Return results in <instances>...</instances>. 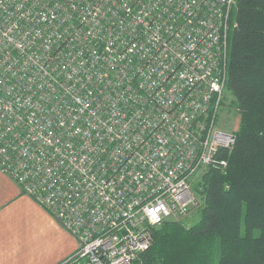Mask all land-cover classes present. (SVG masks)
<instances>
[{
    "label": "built area",
    "instance_id": "obj_1",
    "mask_svg": "<svg viewBox=\"0 0 264 264\" xmlns=\"http://www.w3.org/2000/svg\"><path fill=\"white\" fill-rule=\"evenodd\" d=\"M236 0H0V169L78 241L58 264H138L225 169Z\"/></svg>",
    "mask_w": 264,
    "mask_h": 264
},
{
    "label": "trees",
    "instance_id": "obj_2",
    "mask_svg": "<svg viewBox=\"0 0 264 264\" xmlns=\"http://www.w3.org/2000/svg\"><path fill=\"white\" fill-rule=\"evenodd\" d=\"M234 19L225 92L240 121L228 165L195 182L198 220L165 221L138 264H264V0H237Z\"/></svg>",
    "mask_w": 264,
    "mask_h": 264
},
{
    "label": "crops",
    "instance_id": "obj_3",
    "mask_svg": "<svg viewBox=\"0 0 264 264\" xmlns=\"http://www.w3.org/2000/svg\"><path fill=\"white\" fill-rule=\"evenodd\" d=\"M78 241L0 169V264H58Z\"/></svg>",
    "mask_w": 264,
    "mask_h": 264
},
{
    "label": "rangeland",
    "instance_id": "obj_4",
    "mask_svg": "<svg viewBox=\"0 0 264 264\" xmlns=\"http://www.w3.org/2000/svg\"><path fill=\"white\" fill-rule=\"evenodd\" d=\"M236 9H237V0H236ZM235 9V10H236ZM226 89V88H225ZM232 96L224 91L223 94V101L221 104V108L218 115V127L227 130L230 132H233L236 134V130L239 126L240 117L233 109V106L231 105ZM205 172L201 173L194 181H193V188L196 181L200 179V177ZM194 190V194L196 197V203L191 207V209L188 211L187 214L178 217V218H171L169 220H181L184 222V224L189 227L192 223L196 222L199 218L197 209L198 206L203 202L201 194H199V191Z\"/></svg>",
    "mask_w": 264,
    "mask_h": 264
}]
</instances>
